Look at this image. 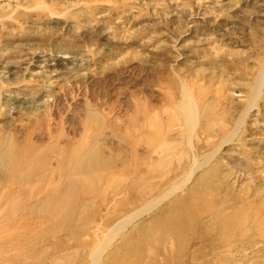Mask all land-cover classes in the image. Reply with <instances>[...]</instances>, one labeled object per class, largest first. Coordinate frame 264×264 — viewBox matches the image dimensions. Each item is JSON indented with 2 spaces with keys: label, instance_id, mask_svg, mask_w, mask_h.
I'll return each instance as SVG.
<instances>
[{
  "label": "rangeland",
  "instance_id": "1",
  "mask_svg": "<svg viewBox=\"0 0 264 264\" xmlns=\"http://www.w3.org/2000/svg\"><path fill=\"white\" fill-rule=\"evenodd\" d=\"M0 264H264V0H0Z\"/></svg>",
  "mask_w": 264,
  "mask_h": 264
},
{
  "label": "bare ground",
  "instance_id": "2",
  "mask_svg": "<svg viewBox=\"0 0 264 264\" xmlns=\"http://www.w3.org/2000/svg\"><path fill=\"white\" fill-rule=\"evenodd\" d=\"M92 159H93V157H92ZM91 159V160H92ZM94 161V160H93ZM95 163V162H94ZM81 168H83V167H85L87 170L88 169H90V168H94V169H96V168H101V167H103V165H101L100 163L99 164H93V163H91V162H88L87 164H81V166H80ZM85 170V169H84Z\"/></svg>",
  "mask_w": 264,
  "mask_h": 264
}]
</instances>
